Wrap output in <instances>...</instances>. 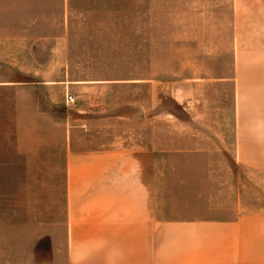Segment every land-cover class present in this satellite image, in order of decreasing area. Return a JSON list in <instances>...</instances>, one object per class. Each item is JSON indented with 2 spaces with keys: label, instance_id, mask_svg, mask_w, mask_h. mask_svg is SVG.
Masks as SVG:
<instances>
[{
  "label": "rangeland",
  "instance_id": "1",
  "mask_svg": "<svg viewBox=\"0 0 264 264\" xmlns=\"http://www.w3.org/2000/svg\"><path fill=\"white\" fill-rule=\"evenodd\" d=\"M232 43L231 0H0L3 79H23L5 64L17 60L104 84L80 99L82 117L77 101L54 110L49 90L0 88V245H33L62 221L69 115L84 124L80 148L155 149L169 216L225 218L236 198L264 206L231 157Z\"/></svg>",
  "mask_w": 264,
  "mask_h": 264
},
{
  "label": "crops",
  "instance_id": "2",
  "mask_svg": "<svg viewBox=\"0 0 264 264\" xmlns=\"http://www.w3.org/2000/svg\"><path fill=\"white\" fill-rule=\"evenodd\" d=\"M231 10V157L264 192V0H231ZM33 59L45 68L46 63ZM6 63L23 79L0 74V88L49 90L48 104L54 110L62 109L69 93L80 117L92 113L80 99L104 88L70 74L47 78L17 60ZM70 118L64 217L53 228L32 234L38 243L24 246L11 240L0 245V264H264V206L248 201L240 210L236 198L225 218L169 216L172 204L160 202L155 149L80 148L75 134L84 124L77 126Z\"/></svg>",
  "mask_w": 264,
  "mask_h": 264
},
{
  "label": "built area",
  "instance_id": "3",
  "mask_svg": "<svg viewBox=\"0 0 264 264\" xmlns=\"http://www.w3.org/2000/svg\"><path fill=\"white\" fill-rule=\"evenodd\" d=\"M75 102V99L72 95H70L69 93L66 94V97H65V104L66 106H71L73 105Z\"/></svg>",
  "mask_w": 264,
  "mask_h": 264
}]
</instances>
